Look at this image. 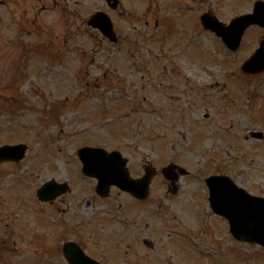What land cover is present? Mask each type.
<instances>
[{
  "label": "rangeland",
  "instance_id": "obj_1",
  "mask_svg": "<svg viewBox=\"0 0 264 264\" xmlns=\"http://www.w3.org/2000/svg\"><path fill=\"white\" fill-rule=\"evenodd\" d=\"M254 1L120 0L122 13H108L119 38L111 44L81 27L104 8L103 0H70L67 12L60 6L63 15L57 9L40 14L45 25L71 22L50 28L59 37L68 31L70 51L40 38L49 34L45 25L28 28L39 38L17 43L2 32L0 144L23 143L26 150L17 164H0V230L11 223L25 240L13 244L0 232L7 244L0 264H64L55 254V262L48 260L61 238H87L88 247L104 249L105 264H264V248L235 241L227 222L211 212L203 182L211 173L225 174L264 196V138L248 134L264 136V70L247 75L239 69L263 30L250 27L230 52L199 24L207 11L228 23L250 12ZM43 5L51 6L29 1L31 12ZM20 42L40 47L22 54ZM82 146L119 151L132 177L144 163L155 167L148 199L129 204L118 189L97 197L90 189L95 179L80 171ZM169 163L187 174L164 179L160 170ZM50 179L68 183L72 192L48 205L35 192ZM58 224L65 231L54 229L50 240L33 232ZM139 237L150 240L149 249ZM13 251H22L20 262Z\"/></svg>",
  "mask_w": 264,
  "mask_h": 264
},
{
  "label": "water",
  "instance_id": "obj_2",
  "mask_svg": "<svg viewBox=\"0 0 264 264\" xmlns=\"http://www.w3.org/2000/svg\"><path fill=\"white\" fill-rule=\"evenodd\" d=\"M200 22L205 29L214 31L230 49L234 50L238 47L240 38L248 26L258 24L264 27V3L255 2L252 14L238 16L227 26L208 14L202 15ZM108 35L110 36V33ZM263 67L264 40L255 54L242 65V70L251 73L260 71ZM254 136H260V134H254ZM24 149L23 145L0 147V162L20 160ZM78 156L82 162L83 173L95 176L99 180L97 185L99 194L106 195V192H101V189H107L108 185L113 184L135 197H145L150 172L146 171L140 179L131 180L125 168L126 160L118 152L107 153L103 149L84 147L78 150ZM173 168L170 165L163 169V173L169 177L173 175ZM180 172L183 173V171ZM206 184L209 189L211 209L228 221L231 236L237 241L264 247V198L250 196L227 177H209L206 179ZM52 196H54L53 193L48 195L42 194V190L38 192V197L43 200ZM66 256L70 264H100L80 252H66Z\"/></svg>",
  "mask_w": 264,
  "mask_h": 264
},
{
  "label": "flooded vegetation",
  "instance_id": "obj_3",
  "mask_svg": "<svg viewBox=\"0 0 264 264\" xmlns=\"http://www.w3.org/2000/svg\"><path fill=\"white\" fill-rule=\"evenodd\" d=\"M29 1L30 0H0V35L2 34V32L8 33L10 34V37L12 38L13 36H15L16 38H27L30 34L28 28L29 27H37V26H44L45 24H43L40 21V14L43 11H47V10H58V13L62 14V10H60V6L65 4V8L63 11L67 12L69 10L70 7V0H49L51 7H46V6H41L37 11L32 10V12L29 9ZM37 3H45L48 2V0H34ZM107 5V4H106ZM118 9H116L115 11H117ZM101 11V9H100ZM71 23V22H70ZM70 23H66V22H62V21H58L57 23H53V24H47L44 26V30L49 31L50 28L52 27H60L65 26L68 27V25L71 26ZM73 24V23H72ZM70 28V27H68ZM94 30V29H91ZM96 31V30H94ZM46 33H44L41 35H45ZM66 35L68 36H63V37H59L57 36V33H54L53 36L56 37V41L57 43L60 42V44H62L63 49L65 50H70V48L67 47V42H68V37L70 36L68 31L65 32ZM32 35V34H31ZM30 35V36H31ZM32 37H37V36H32ZM57 38H62V40L59 41V39ZM21 47H24V44H21ZM146 165V163L143 164V166ZM69 185V184H68ZM72 192V188L69 185V188L67 190L66 193L60 195L58 198L61 197H65L68 196L69 194H71ZM57 199V198H56ZM139 202V201H137ZM53 202H48V205H51ZM61 224H58L59 229V234L64 233L65 229L61 227ZM39 229L36 228V231H33L34 234L36 236H38V231ZM137 230H135L136 232ZM0 232H5L7 233V238L8 240L11 241V243L15 244L17 241L20 242V244L22 246H24V238L22 236V233H18L17 231H15V228L13 226V224H7V228L6 229H1ZM1 234V233H0ZM16 234H18L19 236H17ZM14 236L16 237V239L14 238ZM3 239V240H2ZM42 239V238H41ZM140 241L142 243V245L146 248H150V240L146 239V238H140ZM69 240H74L79 246L80 248L83 249V251L89 255L90 257L103 262L106 258H107V254L104 251V249L100 248V247H94L95 250H93L92 247H88V243H87V238L83 239L85 241H81L76 240V239H63L61 238L58 242H54L51 246H50V251H49V255H48V260L51 262H55L57 259H60L64 264H66V261L63 257V253H62V249H63V244L66 241ZM22 241V242H21ZM39 241V240H37ZM0 255L2 253L3 248L7 247V244L4 245L5 241V237H0ZM33 245V244H30ZM14 252V251H13ZM116 252V251H115ZM14 256L19 259L18 261H21V258H18V256H22L19 255V253H22V251H17L14 252ZM55 255H57V259H55Z\"/></svg>",
  "mask_w": 264,
  "mask_h": 264
}]
</instances>
